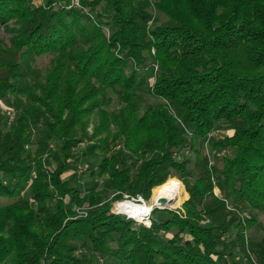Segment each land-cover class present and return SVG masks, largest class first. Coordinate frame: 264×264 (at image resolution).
I'll return each instance as SVG.
<instances>
[{"label":"trees","instance_id":"1","mask_svg":"<svg viewBox=\"0 0 264 264\" xmlns=\"http://www.w3.org/2000/svg\"><path fill=\"white\" fill-rule=\"evenodd\" d=\"M81 5L0 0V23L11 35L8 43L0 38V102L16 101L0 134V264H94L92 254L116 264H236L238 252L264 264V234L249 250L254 220L238 211L247 204L264 213V0ZM153 10L166 20L154 23ZM43 54L51 55L45 73L32 64ZM155 66L145 93L146 70ZM107 90L122 104L117 111L103 108ZM221 122L231 134L206 142L226 152L214 167L198 142ZM51 141L61 161L48 169ZM81 143L82 155L98 160L91 175L105 178L100 188L63 178ZM185 151L194 153L195 174L184 184L183 214L154 208L169 217L146 227L111 212L125 194L148 199L186 174L190 159L178 157ZM25 184L29 199L21 197Z\"/></svg>","mask_w":264,"mask_h":264},{"label":"rangeland","instance_id":"2","mask_svg":"<svg viewBox=\"0 0 264 264\" xmlns=\"http://www.w3.org/2000/svg\"><path fill=\"white\" fill-rule=\"evenodd\" d=\"M101 11H102L101 7H97L96 13H100ZM153 14H154L153 22L156 24L166 20V17L157 10H153ZM93 15H95V13H93ZM105 15L108 17L109 13H106ZM9 25H11V24H9ZM10 36H11L10 33L5 29V26L0 23V38L5 43H8ZM50 59H51V55L43 54L40 56H36L35 59L33 60L32 64L35 68L41 69L42 73H45V68H47L46 66L48 65ZM146 72L148 74V79L146 81L145 86L141 87V90L144 91L145 93L148 91L149 87L152 84L154 75L156 73V69L154 67H149L146 70ZM107 95L111 98V101L107 105H105L103 108L106 109L107 111H117L122 106V104L117 100V98L113 95V93L110 90H107ZM149 98L151 101H154V99L152 97H149ZM15 103H16V101L12 96L7 97L6 99H4L0 102V114L3 117L1 125H0V134L7 131L8 127H9V123L14 116ZM97 121H98V115H96L95 113L92 114L88 118V133L89 134H91L92 128L96 124ZM111 129H112V131H114V128L112 126H111ZM183 130L186 134L189 133L188 129L187 130L183 129ZM229 134H231V130H230L228 124H226L225 122H221V123H218L216 125V127L213 128V130L209 133V135H212V136L208 135L205 139H201L198 142V148L200 150H204L206 153L209 154L210 159H211V163L214 167H220V157L223 154H225L226 152L220 151L218 149L212 150V149L208 148L207 143H206L207 139H209V137L221 138V137H223L225 135H229ZM37 135H38V132H37V130H35L34 134H33L34 141L36 140ZM118 143L120 144V141ZM50 146L55 151V154L45 161V165L48 169H53L54 167H56L60 163L61 158L59 156V153H57V141H51ZM85 146H86L85 143H81L75 149H73L72 156H70L67 160V161H69V164L66 168L65 173L63 174V178L68 180L69 185L71 187L81 188L82 190L89 189L94 184H98V187L100 188L102 186V183L104 182L105 178L104 177L99 178V177L91 175V171L93 169H95L96 165L98 164V160L94 157H91V156L84 157L82 155V152H83ZM35 149H36V145L34 144L32 146V150L34 151ZM183 155H185L187 158L190 159V164L188 165L189 171L186 174L177 175L176 177L172 178V180L176 184H179L182 186L183 191L185 192V197H184L183 201L180 203V205L175 206V207H172V205H175V204H168V203H167V205H164L163 207H153V205H152L153 200H151V199H152L153 190L158 187V186H156L155 188L152 189L151 194H150L148 199H144L142 197L146 204L152 205V207H153L152 209H154V208H157V210H165V209L175 210V209H178L179 212L181 214H183L182 204L188 198V193L186 192L184 184L186 182H188V183L192 182L194 174H195V171L193 169L194 158H195L194 153L189 152V151H185L184 153H182V152L178 153V157H182ZM123 159H125L129 162L134 161V157H132V155L129 154L128 152L124 153ZM3 179L6 182H10V180L7 178H3ZM214 191L218 196H221L219 194V191L217 188H215ZM104 195L110 197L112 194L110 191H105ZM124 196H127V195L125 194ZM21 197L29 199L28 184L21 186ZM125 199L126 198H124L120 201H116V200L113 201L111 212L121 213V212H118L115 210V205H116V202H122ZM127 199L129 200L131 198H127ZM66 201H67V203H70L69 197L66 198ZM10 202H11V200H9V199H2L1 200L2 205L8 204ZM230 203H232V201H230ZM31 204L33 206H35V203L31 202ZM152 209H151V211H152ZM238 211L244 219H253L254 220V224L247 231V235H248V239H249L248 240V249L251 250L253 247V244L255 242L259 241L262 234H264V213L257 211V210H254V209H251L247 204L239 205ZM121 214H123V213H121ZM126 217H128V216H126ZM166 217H169V214L167 212L156 211V213L154 212V213L149 215L148 221L151 222V219H153V218L154 219L158 218L160 220H163ZM128 218H131V217H128ZM134 220L137 221L135 226H137L139 223L144 224L143 223L144 220H142V219L135 218ZM145 221H147V220H145ZM144 225L146 227H150L146 224H144ZM234 231H235L234 229H231L232 233ZM228 237H229L228 233L224 234L223 237L221 238L220 242L227 241ZM92 257L94 259V264H116L117 263V261H115L114 259H110L109 257H101V256L95 255V254H92ZM236 261H237L236 264H249V261L244 256H242V254H240L239 252L237 253Z\"/></svg>","mask_w":264,"mask_h":264},{"label":"bare ground","instance_id":"3","mask_svg":"<svg viewBox=\"0 0 264 264\" xmlns=\"http://www.w3.org/2000/svg\"><path fill=\"white\" fill-rule=\"evenodd\" d=\"M185 197V192L181 185L176 184L174 181H169L162 184L153 190L152 205L153 207H163L168 204L180 203ZM159 198H164L165 203H160ZM150 204L131 201L125 199L122 202H116L115 210L121 213H125L130 217L141 219L153 207Z\"/></svg>","mask_w":264,"mask_h":264},{"label":"built area","instance_id":"4","mask_svg":"<svg viewBox=\"0 0 264 264\" xmlns=\"http://www.w3.org/2000/svg\"><path fill=\"white\" fill-rule=\"evenodd\" d=\"M31 2L33 3V4H35V5H38V4H40V3H42L43 2V0H31ZM69 6L70 7H73V8H81L82 7V5H81V0H69ZM155 69H156V66L154 67ZM209 136H212V135H209ZM210 138H212V137H209V139ZM126 197V199H127V196H125ZM128 200V199H127ZM129 200H131V201H136V202H141V203H144V200H143V198L141 197V196H138L137 198H131V199H129ZM121 214V213H120ZM123 214H125V213H123ZM151 214V210H149L146 214H144L143 216H142V220H144L143 221V223L144 224H146V225H148V226H150V224H151V222L150 221H148V218H149V215ZM126 216H128L127 214H125ZM128 217H130V216H128ZM131 218H133V219H135V217H131ZM145 220H147V221H145Z\"/></svg>","mask_w":264,"mask_h":264},{"label":"water","instance_id":"5","mask_svg":"<svg viewBox=\"0 0 264 264\" xmlns=\"http://www.w3.org/2000/svg\"><path fill=\"white\" fill-rule=\"evenodd\" d=\"M159 202L160 203H165V199L164 198H159ZM155 207H157V206H155Z\"/></svg>","mask_w":264,"mask_h":264}]
</instances>
